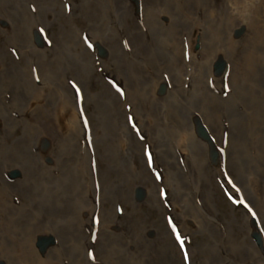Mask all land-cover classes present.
Here are the masks:
<instances>
[{"label": "rangeland", "instance_id": "1", "mask_svg": "<svg viewBox=\"0 0 264 264\" xmlns=\"http://www.w3.org/2000/svg\"><path fill=\"white\" fill-rule=\"evenodd\" d=\"M8 1L16 20L19 16L35 27V38L27 46L13 32L10 10L0 0L4 3L0 4V264L27 263L20 252L29 233L35 238V249L50 248L59 264H72L61 232L71 233L76 227L84 235L80 242L86 240V258L91 264H104L98 251L101 237L116 243L121 253L135 256L142 251L144 246L137 238L151 239L159 217L151 202L144 200L143 189L133 193L145 220L139 229L120 198L123 182L113 183V203H102L104 211L112 209L108 219L114 222L110 227L114 234L101 227L97 209L90 218L91 229L83 210L77 218L73 201L77 195L71 194L61 211L50 210L44 201L64 195L72 177L97 183L106 166H111L98 158L102 147L110 150L115 171L119 172L122 163L139 169L136 146H143L147 171L155 179L147 180L144 188L157 185L161 201L167 185L159 183L162 172L153 169L151 140L173 144L184 136L187 130L178 129L175 119L195 121L196 136L215 147L207 151L212 168L206 172V184L194 189L193 179L187 183L189 191L193 195L199 189L209 191L217 210L211 219L215 227L225 228V221L239 218L242 210L249 214V239L264 257L257 212L244 194L256 191L260 199L264 181L255 175L253 181L248 177L239 181L227 169V139L232 141L237 133L231 125L235 116L237 128L243 131L241 140L250 145L247 162L252 167L255 160L262 165L264 179V0H166V7L158 6L154 19L149 18L147 0H102L99 11L94 6L98 0ZM86 13L88 20L83 17ZM157 49L177 61L180 68L175 74L163 64ZM113 53L123 60L121 76H117L119 62ZM43 59L48 68H43ZM20 74L28 75L29 81L16 79ZM173 74L178 78L175 81ZM213 75L221 78L213 80ZM146 81L154 86L158 82L159 94L153 96ZM106 89L115 104L109 119L97 117L95 108ZM246 92L252 97L245 98ZM62 102L82 119V124L74 120L71 131L63 130ZM22 141L24 150L12 158L10 152ZM217 165L220 169H213ZM185 171L180 162L174 173L186 179ZM109 172V179L115 180L112 168ZM174 173L171 180V176L178 179ZM196 204L194 209L200 211L201 202L196 199ZM168 214L182 264H196L191 248L203 237L197 235L192 244L186 241L179 227L181 219L170 210ZM26 217L33 226L29 233L23 231ZM149 254L156 257L152 250Z\"/></svg>", "mask_w": 264, "mask_h": 264}, {"label": "bare ground", "instance_id": "2", "mask_svg": "<svg viewBox=\"0 0 264 264\" xmlns=\"http://www.w3.org/2000/svg\"><path fill=\"white\" fill-rule=\"evenodd\" d=\"M3 1L5 3V8L10 10V12H8V15L12 19L11 22L14 25L13 32H15V34L18 35L27 46H30L34 42L35 35L33 33H35V27L32 28L26 25L25 21L19 16H17L16 20L12 8L9 6V1ZM45 2L51 3L53 2V0H45ZM108 2L113 4L112 1ZM4 3L1 2L0 4L2 5ZM101 3H103L102 0L94 2V6L97 7L98 11L102 8V5H100ZM120 3L125 5L124 2L120 1ZM146 5L149 6L147 8L149 18L152 17V19H154L157 17L156 10L158 9V6L164 5L166 7V0L163 3L162 0H147ZM106 9H109L108 5ZM89 10H91V7L88 8L87 12L90 15ZM87 13L85 16L83 15V17H85L86 19L89 18L86 17L88 15ZM23 14L25 13L23 12ZM170 26L173 28L172 25ZM65 33L68 32L66 31ZM133 44H136L135 39H133ZM157 52L161 56L163 64L170 68L175 74L176 71L180 68L177 61H175L161 49H157ZM113 55L119 62V65L116 66L118 68V71L116 72L117 76H121V67L123 60L122 58H120L119 54L113 53ZM43 68H48L44 63V59ZM174 74L172 75V79L175 81L178 78H176V75ZM211 77L213 80L221 78L220 76L215 75ZM16 79H23L26 82L29 81L28 75L23 77L20 74V76H18V78ZM16 83H18V81H16ZM157 83L154 86L153 84H150L148 83V81H146V85L149 87L150 92L153 96L155 93L159 94L157 91L158 88L156 87ZM112 96L113 94L108 89H106L100 99L96 101L95 108L98 111L96 115L97 117L101 116V118L103 119H109L111 117L112 111L115 109V104ZM247 97H252L249 92L245 93V98ZM62 103L64 104L60 108L59 113L61 114L63 119V126H65L63 130L71 131L74 120L78 119L81 123L82 119L79 117L77 112L72 113V110H75L73 107L65 105V102ZM39 109L40 108L36 106L35 111H38ZM53 116L54 112L51 114L52 119ZM175 121L178 129L187 130L186 133L188 137L186 133L184 134V136H178L174 140L173 144H169L164 139H159L158 143H155L157 139L151 140V143L155 146V152H153V163L155 168L153 169L160 170L162 172L159 183L161 185L164 183L167 185V189L165 191L166 197L164 199H162L161 201L158 199L157 185H154L150 189L144 188V184L147 180L152 181L155 179L151 171H147L148 169L146 161L144 156L142 155L143 150H141L143 146H140L139 148H137V146L135 147L137 150L136 153L141 160L140 168L136 169L130 164L122 163L123 167H120L119 172L114 170V159L111 158L109 152L110 150L103 149L102 147V149H100V155L98 158L100 161L111 166L109 168L108 166H106V169L102 171L100 180H98L97 183L94 180L89 182H82L77 176L72 177L71 181L65 189L64 195H59L57 198H50L44 201L47 204V207L50 210L59 209L61 211L64 205H68V199L70 195H77L78 197L73 200L77 218L81 214L80 210H83V217L86 226L91 229L92 224L90 218L92 212L97 209L99 210L100 215L99 224L105 230H110V227L112 226V224H114L113 221L108 219L111 218L112 209L110 208L107 211H104V205L102 201L104 203H113V200L111 199L114 191L112 188L113 183L123 182L121 184L119 194L120 198L124 200L125 204L130 209L128 216L131 218V222L139 229H141L145 225V220L141 213V210L139 209L138 201L133 197V193L135 190L142 191L143 189L144 200H147V202L149 203L151 202V206L159 213V217L157 218L158 223L152 230L153 236L149 237L151 239H147L144 237L145 240H141L140 238H137L138 241H142L144 249L137 253L135 256L127 254L126 251L122 253L119 252L118 250H116V243L107 240V238L101 237L98 243V251L100 253L99 257L103 259L104 264H182L180 251L171 235L170 229L172 228V226L168 225L170 224V216L168 214L169 210L173 212L176 217H179L181 219L179 222V227L185 234L186 241L192 244V241L195 240V237L197 235L203 237L202 242L196 239L193 248H191V254L195 259L196 264H264V257L262 253H260V249H257L255 246H253L252 242L249 239V235L252 233V229H250V227L247 225L250 219L249 214L242 210V214L239 218H234L232 216V218L225 221V228L215 227V224L211 221V219L214 218L217 210L215 209L211 198L207 193L209 191L204 188L202 192L199 189L198 195H193V193L189 191L190 188L187 183L192 182L193 179L195 181L193 184L194 189H198L200 185L202 187V184L203 186L206 184V172L208 173L212 168L207 159V151L210 152L213 148L215 149V147L212 142L211 145L213 147H209V143L202 141L201 139H199V137L196 136L195 121H193L192 124L185 119H175ZM238 122V119L233 116L231 125L233 130L237 133L234 136H231L232 141L227 139V155H229V163L227 169L230 171L232 176H234V178L239 181H243L245 177H248L251 181H253V176L255 175L259 177L260 181L263 182L264 179L262 165L261 167H259L257 161L255 160V163L252 162V165L254 166L252 167L247 162V159L249 158L248 151L250 145L247 141H242L243 131L242 128H237ZM57 125L60 128L59 121ZM103 142L104 141L102 140L100 144L103 145ZM22 143L23 141L17 142L19 149H17V144L16 146H14L13 151L10 152V156L12 158L16 156V153H20L24 150V145H22ZM0 145H3V139L1 138ZM180 162H182L184 168H186V179L181 178L177 175V173H174L175 171H177V169H179ZM119 163L120 162L118 161V164ZM88 165L89 163H87V168ZM24 167L28 169V164L26 163ZM110 168H112V172L116 174L115 180H111L108 177ZM213 169H220L219 165L213 167ZM171 172H173L178 177V179L175 180L171 176V180ZM122 191H124V195H121ZM244 194L250 203L251 200L253 201L261 226V230L258 229V231L262 238V242L264 243V229L262 228L264 226V189L263 195L260 199L258 198V194L256 191L252 193L250 192V194ZM196 199L199 200L202 204V209L200 211L194 209L197 207ZM89 202L91 205L89 204ZM198 212H201V215H199ZM138 215L140 218L138 217ZM31 224L32 221L30 220V218L26 217V220L24 221L23 231H31V229L33 228V226H29ZM74 229L75 231H72L71 233L67 232L66 230L61 232V236L67 250L66 254L71 259L72 264H91V262L87 261L86 258V240L84 242L83 240L82 242H80V237H83L84 235L82 234V231L77 230V227ZM254 231L257 230L254 229ZM112 232L108 234L115 233L114 231ZM30 234L31 233H29V235L26 234L28 235V238L24 237L27 239V241L26 244L25 242H23L25 246H23L21 249L20 258L24 259V261L27 262L26 264H59L58 261L60 259L58 258L55 251H51L50 248H47L45 251L40 252L34 248L35 238L31 239ZM86 239L89 240V236H86ZM212 243H217V245L212 247ZM207 247H209V249H207ZM150 250H152L154 255L156 254L155 258L151 257V255L149 254Z\"/></svg>", "mask_w": 264, "mask_h": 264}]
</instances>
